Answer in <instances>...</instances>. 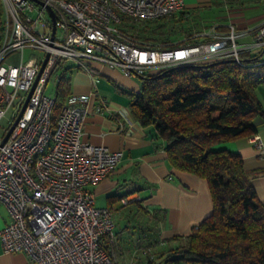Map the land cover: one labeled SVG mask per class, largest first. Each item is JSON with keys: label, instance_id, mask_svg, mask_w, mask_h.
I'll return each instance as SVG.
<instances>
[{"label": "built area", "instance_id": "built-area-1", "mask_svg": "<svg viewBox=\"0 0 264 264\" xmlns=\"http://www.w3.org/2000/svg\"><path fill=\"white\" fill-rule=\"evenodd\" d=\"M39 1L1 0L0 120L11 112L0 135V203L9 218L0 241L6 253L24 252L29 264H117L113 209L97 206L91 187L115 169L123 150L81 140L86 94L70 93L53 123L55 97L45 91L52 75L65 62L87 69L88 60L135 77L175 64L228 58L241 63L243 54L260 55L264 62V21L251 28L213 29L196 43L153 46L126 25L177 13L183 0ZM247 36L250 40L240 41ZM255 145L264 153L258 136Z\"/></svg>", "mask_w": 264, "mask_h": 264}, {"label": "trees", "instance_id": "trees-1", "mask_svg": "<svg viewBox=\"0 0 264 264\" xmlns=\"http://www.w3.org/2000/svg\"><path fill=\"white\" fill-rule=\"evenodd\" d=\"M190 13L180 10L156 20H131L126 27L153 46L207 39L190 24L195 19ZM4 20L0 0V43ZM75 68L64 63L59 66L53 123L70 94ZM139 79L138 92L123 90L131 115L142 126L154 129L171 167L207 181L212 211L188 234L165 238L161 248L150 251L151 245L157 246V236L167 222L165 211L157 207L149 210L133 201L132 217L141 212L147 219L132 223L131 233L137 234L132 247L148 248L145 264H264V201L257 199L241 155L227 147L228 142L254 133V118L264 117L256 92L257 86L264 84L260 55L243 54L241 63L228 58L175 64Z\"/></svg>", "mask_w": 264, "mask_h": 264}, {"label": "crops", "instance_id": "crops-1", "mask_svg": "<svg viewBox=\"0 0 264 264\" xmlns=\"http://www.w3.org/2000/svg\"><path fill=\"white\" fill-rule=\"evenodd\" d=\"M182 10H191L190 18L195 19L198 33L205 35L210 30L226 31L229 24L239 29L251 28L257 24L246 23L236 18L217 16L207 19L202 10L227 8L229 15L239 0H183ZM264 20L261 16L260 22ZM209 21V22H208ZM258 21V22H259ZM208 27L206 29L200 28ZM210 26V27H209ZM243 37L240 41H248ZM86 67H76L70 77V93L88 96V113L84 119L81 140L94 145H104L111 150H123V158L115 169L91 188L97 206H109L116 215L132 214L133 201H139L147 209H164L168 225L163 227V238L185 235L193 225L198 224L212 211V200L207 181L187 171L170 166L160 140L155 139L152 127H144L133 118L129 110V98L123 92L140 90L134 76L125 75L118 67L88 60ZM98 77V81L93 80ZM259 101L264 107V84L256 88ZM255 132L227 143V147L237 151L243 158V168L254 187L257 199L264 201V153L255 145L257 136L264 143V117L254 118ZM157 142V146H155ZM142 193L146 196H143ZM101 203L97 204V199ZM128 213V214H127ZM6 208L0 203V229L8 222ZM117 233H120L118 229ZM133 235V234H132ZM123 234L116 241L121 248L119 258L133 249L134 238ZM126 236V237H125ZM139 264H145L141 261ZM124 261V260H123ZM0 264H29L24 252L6 253L0 241ZM126 264H130L127 262ZM136 264V263H133Z\"/></svg>", "mask_w": 264, "mask_h": 264}, {"label": "rangeland", "instance_id": "rangeland-1", "mask_svg": "<svg viewBox=\"0 0 264 264\" xmlns=\"http://www.w3.org/2000/svg\"><path fill=\"white\" fill-rule=\"evenodd\" d=\"M239 2H240L239 6L235 7L233 9V11L230 12L232 15H229V11L227 8L225 9V8L221 7L219 9V8L213 7L210 10L209 9L208 10H202L201 16L207 17V19L217 18V16H220V17L227 16L229 18L233 17V18H236L240 21H243L246 23H251V25L252 24H259L262 21H264V20H262L261 22L259 21L261 19V16L264 15V0H239ZM200 28L206 29L205 27H203L201 25H200ZM173 41H176V39H173ZM29 54H30L29 50H26L24 52V58H26ZM35 54H37L40 57L41 53L38 52ZM68 63H70V62H65L64 64L66 65ZM59 72H60V69L56 70L54 72V74L52 75L51 80L48 82L46 90H45L47 94H50V95L54 94V90H55V87L57 85L56 80H57V76H58ZM134 78L137 79L139 84H140L139 77L134 76ZM10 112H11V109L7 110L4 114V116L0 120V135L3 134L4 129H7L8 125H9L8 120L10 117ZM142 194H143V196H146L145 194H147V193H142ZM98 203H101V199H99V198L97 199V204ZM121 214L122 215H116L113 213V220L115 223V232L117 235V240H119V238L123 234H125V235L130 234V236L132 235V233H131L132 232V223H136V221H141V223H143L147 219L144 216L146 214L141 213V212H137L138 216L134 217V218L132 217V214L127 213L128 215H126V214H124L123 211ZM124 224H127L129 228H125V226H123ZM151 224H152V222H151ZM167 225H168V221L165 223V227H167ZM118 229L120 230L121 234L117 233ZM161 230H160L159 235L157 236V239H158V241L156 242V243H158L157 246L155 247V246L151 245L149 247L150 251H154V249H157V247L161 248L164 245L162 243V241L165 238L162 237ZM136 236H137L136 233H134L132 235L133 238ZM120 249L121 248L119 247V245H118V247L116 245L115 251H116L117 264H126L127 262H129L130 264H133V263L139 264L140 259H142L141 260L142 262H145L144 251L148 252L147 247H145V246H141L139 248L133 247V249L128 251L129 253L125 254V258H121V257L119 258V255H121V253H118V251Z\"/></svg>", "mask_w": 264, "mask_h": 264}, {"label": "water", "instance_id": "water-1", "mask_svg": "<svg viewBox=\"0 0 264 264\" xmlns=\"http://www.w3.org/2000/svg\"><path fill=\"white\" fill-rule=\"evenodd\" d=\"M34 1L40 2L39 0H34ZM48 11H49V13H50V15H51V17H52V20H53V23H52V26H53V27H52V28H53V30H54V13H53V11H52L50 8H48ZM43 65H44V62H43V64H42V66H41V69H42ZM33 86H34V85H33ZM33 86L31 87L30 91L28 92V95H27V97H26V100H25V102H24V104H23V106H22L20 112L18 113V115H17V117H16L14 123L12 124V126L9 128V130L7 131V133L5 134V136L3 137L2 142H4V141L6 140V138L8 137V135H9L11 129H12V127L14 126V124H15V122L17 121L18 117L20 116L22 110L24 109V107H25V105H26V102H27V100H28V97L30 96V94H31V92H32Z\"/></svg>", "mask_w": 264, "mask_h": 264}]
</instances>
